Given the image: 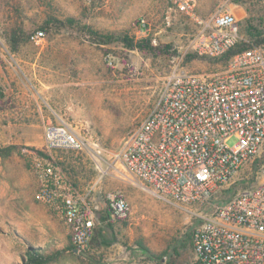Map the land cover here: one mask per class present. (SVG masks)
<instances>
[{
	"label": "rangeland",
	"instance_id": "374dc122",
	"mask_svg": "<svg viewBox=\"0 0 264 264\" xmlns=\"http://www.w3.org/2000/svg\"><path fill=\"white\" fill-rule=\"evenodd\" d=\"M225 3L244 41L255 32L264 36V0H199L196 12L207 17ZM52 17H73L103 35L149 38L155 49L97 46L74 31L42 29ZM141 19L144 30L138 26ZM11 30H22L27 41L12 49L5 38ZM38 31L41 38L32 40ZM194 31L195 25L165 0H0V87L6 103L0 112V147L16 148L10 158L0 159V264H25L31 247L64 251L54 264H91L66 250L68 230L37 198L31 156L37 151L52 157L95 206L96 264L194 263L197 219L144 191L117 158L176 65L193 74L223 70L222 64L200 57L186 61ZM46 121L67 124L89 147L47 152ZM108 192L128 202L126 219L104 216ZM151 255L162 258L155 261Z\"/></svg>",
	"mask_w": 264,
	"mask_h": 264
},
{
	"label": "built area",
	"instance_id": "2783aa9c",
	"mask_svg": "<svg viewBox=\"0 0 264 264\" xmlns=\"http://www.w3.org/2000/svg\"><path fill=\"white\" fill-rule=\"evenodd\" d=\"M165 1L195 25L186 49L197 57L220 59L244 41L226 3L201 17L199 0ZM138 26L144 30L143 19ZM41 36L38 31L31 39ZM43 137L47 152L89 147L62 122L46 121ZM31 156L37 198L64 224L75 252L89 250L95 206L52 157ZM117 158L144 191L197 219L193 264H264V46L233 55L214 74L176 65ZM105 200L111 219L129 216L121 196L108 192Z\"/></svg>",
	"mask_w": 264,
	"mask_h": 264
},
{
	"label": "trees",
	"instance_id": "16d2710c",
	"mask_svg": "<svg viewBox=\"0 0 264 264\" xmlns=\"http://www.w3.org/2000/svg\"><path fill=\"white\" fill-rule=\"evenodd\" d=\"M56 29V30H70L74 31L77 34H79L81 37L86 39L87 41L97 45V46H106L112 43H121L126 49L128 50H138L141 52L147 51V50H154L151 46L150 39H141L138 41H135L133 38L129 37L127 34H109V35H103L99 34L98 32L92 30L89 26L82 24L78 20H76L73 17H66L64 19H58V18H49L45 26L42 27V29ZM251 40L248 41H241L238 43L234 49L226 53L224 56H222L220 59L212 60L216 64L220 63L224 67L226 66L227 62L230 60V58L242 51H245L251 47L254 46H264V36L260 32H255L254 34H250ZM6 42L9 44V46L12 49H15L19 44L24 43L27 41L28 37L25 35V33L22 30H11L6 34ZM194 57H197L196 55H188L186 57V61H189L193 59ZM5 94L0 87V112L4 110L6 107L5 103ZM14 146H6V147H0V159H8L10 158L13 153L15 152ZM32 150V149H30ZM40 156L47 157L46 155H43L40 151H37ZM72 184V183H71ZM73 187H75L74 184H72ZM106 202V200H105ZM103 214L105 217H108L110 215V211L108 207L106 206ZM97 230L94 229V234L92 237V241L90 243V249L87 251H84L82 253H76L74 247L71 245V238L69 235V246L68 249L70 251V254L76 258H78L81 262V257L88 260L91 264H96L98 261L96 259L95 255V249L97 248L96 240L98 237ZM186 238L185 240L190 241L191 236L184 235ZM175 250V249H174ZM175 252V251H174ZM167 255L166 251H163V257ZM64 257V251L62 250H55V251H47L44 248H29L27 249V253L25 256V264H54L58 262L60 259ZM151 257L157 261L161 260L162 257Z\"/></svg>",
	"mask_w": 264,
	"mask_h": 264
}]
</instances>
